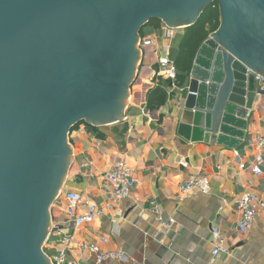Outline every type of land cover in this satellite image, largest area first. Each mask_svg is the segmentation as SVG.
<instances>
[{
  "label": "water",
  "instance_id": "95a60500",
  "mask_svg": "<svg viewBox=\"0 0 264 264\" xmlns=\"http://www.w3.org/2000/svg\"><path fill=\"white\" fill-rule=\"evenodd\" d=\"M217 1L221 26L197 53L178 134L234 150L264 96V0H0V264H52L43 248L75 161L68 134L126 121L139 30L189 28Z\"/></svg>",
  "mask_w": 264,
  "mask_h": 264
},
{
  "label": "crops",
  "instance_id": "0c3cea01",
  "mask_svg": "<svg viewBox=\"0 0 264 264\" xmlns=\"http://www.w3.org/2000/svg\"><path fill=\"white\" fill-rule=\"evenodd\" d=\"M150 27L160 32L143 38L153 41L148 48L156 57L149 63L154 77L142 79L139 70L137 84L130 92L126 121L97 128L81 124L69 136L75 161L51 207L53 224L44 249L54 256L61 248L60 238L69 236L76 242L73 248L81 243L97 244L102 252L119 251L129 258L105 264H264V218H258L245 234L236 229L240 221L236 201L248 192L264 200V176L241 170L235 149L187 142L178 134L192 79L186 78L184 92L174 93L168 91V82L159 80L160 86L167 88L169 99L159 110L151 112L146 108L147 93L157 86L159 57L170 50L169 55L176 60L185 32L180 29L170 39L165 24ZM144 59L142 48V66ZM249 112L245 144L237 150L242 160L251 164L255 152L247 149L246 144L257 134L264 136V96H257ZM123 162L134 172L138 185L129 198L109 208L100 190L101 182L106 173ZM200 175L209 179V195L182 199L180 184ZM66 193H79L91 201L101 211L100 217L93 224L74 226L66 215ZM152 204L161 209L165 223L175 220L168 236L155 222ZM213 227L220 230L229 250L216 260L212 257ZM70 257L69 264H94L93 259L88 261L87 253Z\"/></svg>",
  "mask_w": 264,
  "mask_h": 264
},
{
  "label": "built area",
  "instance_id": "2783aa9c",
  "mask_svg": "<svg viewBox=\"0 0 264 264\" xmlns=\"http://www.w3.org/2000/svg\"><path fill=\"white\" fill-rule=\"evenodd\" d=\"M165 30L167 37L173 39L176 35V31L180 29H170L165 25ZM152 43L153 41L150 39H143L141 47H149ZM169 52L170 50H166L167 55L159 57L157 61L158 68L155 77L158 82L156 85H161L159 80H164L169 83L168 91H170V93L176 91L184 92L185 88H183V85L179 82L180 71L176 60L169 55ZM192 78L193 76L190 73L188 80ZM256 79L258 81V89L264 91V78L257 75ZM244 144L245 143H243V145ZM246 148L255 152V159L251 164H248L242 160L240 151L235 149L234 155L239 162L240 169L243 171L251 170L255 176L263 177L264 136L257 134L246 144ZM137 185L138 179L134 172L127 163L123 162L104 175L100 190L106 196L108 207L115 208L133 194ZM209 188L210 183L208 177L206 175H200L180 184L179 192L182 199H186L196 194L209 195ZM65 200L67 202L66 215L70 223L78 228L93 224L101 215V211L91 201L85 200L79 193H66ZM236 206L240 214V221L236 229L241 234L247 233L258 218H264V200L253 192L242 195L236 201ZM151 207L155 215V222L164 228V234L168 236L176 224L175 220H170L165 223L162 218L161 209L154 206V204H152ZM60 239L61 248L54 256H50L43 248L44 253L49 257L52 264H69L70 255L74 256L77 255V253H87L88 261L93 259L94 264H105L110 260L120 262L129 260L128 256L119 251L102 252L97 244L81 243L73 248V245L76 244L73 238L62 236ZM107 242V240H103V243ZM211 243L213 260L228 254L229 250L225 246V239L217 227H213L211 230Z\"/></svg>",
  "mask_w": 264,
  "mask_h": 264
},
{
  "label": "trees",
  "instance_id": "16d2710c",
  "mask_svg": "<svg viewBox=\"0 0 264 264\" xmlns=\"http://www.w3.org/2000/svg\"><path fill=\"white\" fill-rule=\"evenodd\" d=\"M162 21H151L149 26L159 28ZM221 26V14L219 2L208 6L201 15L198 22L185 29L184 36L179 45V54L176 63L180 71L179 82L181 85L192 71L197 53L203 43L208 39L210 33H215ZM209 30L207 31V29ZM169 99L167 90L162 86L151 88L147 93L146 108L149 111H156L163 107ZM85 122H80L76 127Z\"/></svg>",
  "mask_w": 264,
  "mask_h": 264
},
{
  "label": "rangeland",
  "instance_id": "374dc122",
  "mask_svg": "<svg viewBox=\"0 0 264 264\" xmlns=\"http://www.w3.org/2000/svg\"><path fill=\"white\" fill-rule=\"evenodd\" d=\"M185 30V28H184ZM209 30V28L207 29V31ZM155 28H152L150 26H147L144 30H143V34H142V38L148 37V36H154L156 34ZM217 32V31H216ZM160 32H158L157 34H159ZM213 33H210L208 38L212 35ZM144 51H145V59H144V65L141 67L140 69V76L141 78H147V79H153L154 74H153V70H151V68L149 67V63L155 59V55L153 53V50L151 48L148 47H143ZM151 59V60H150ZM137 77V76H136ZM137 80L138 77L136 79V81L134 82L133 86L131 87V91L135 88L136 84H137ZM130 91V92H131ZM69 143V141H68ZM77 169V165L74 168L73 173L75 174V170ZM55 203V202H54ZM53 206V204H52ZM57 215H59V212L56 210L55 211V216L57 217ZM50 218H51V227H52V215H51V208H50Z\"/></svg>",
  "mask_w": 264,
  "mask_h": 264
},
{
  "label": "flooded vegetation",
  "instance_id": "af4514ba",
  "mask_svg": "<svg viewBox=\"0 0 264 264\" xmlns=\"http://www.w3.org/2000/svg\"><path fill=\"white\" fill-rule=\"evenodd\" d=\"M151 21H155V19L154 20H151ZM151 21L149 22V24L151 23ZM161 21V20H160ZM163 23V22H162ZM146 27H142L140 30H139V33H138V42H137V45H136V50L139 52V55H140V53H141V59H139V62L137 63V66H136V74H138L139 73V70L141 69V66H142V47H141V42H142V40H143V38H142V34H143V30L145 29ZM136 79H137V77H136ZM135 79V80H136ZM135 82V81H134ZM76 125H78V124H76ZM76 125L75 126H73L72 128H71V130H70V132H69V134H68V140H69V136H70V134H71V132H72V130L76 127ZM61 194V193H60Z\"/></svg>",
  "mask_w": 264,
  "mask_h": 264
}]
</instances>
